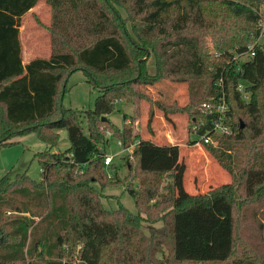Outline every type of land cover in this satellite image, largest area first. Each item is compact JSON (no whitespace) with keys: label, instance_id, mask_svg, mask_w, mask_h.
I'll return each instance as SVG.
<instances>
[{"label":"trees","instance_id":"trees-1","mask_svg":"<svg viewBox=\"0 0 264 264\" xmlns=\"http://www.w3.org/2000/svg\"><path fill=\"white\" fill-rule=\"evenodd\" d=\"M39 1L0 0V148L31 132L47 146L35 154L42 180L0 178V264H264V44L252 59L234 60L259 37L264 0H45L50 55L23 65L19 28ZM75 71L99 93L92 109L61 106ZM161 81L187 84L188 103L166 105L142 91ZM221 91L233 135L217 134L218 114L204 108ZM141 100L167 122L187 114L199 137L214 139L205 150L230 183L188 194L184 167H145L135 146L125 190L136 214L105 209L102 191L117 179L113 165L112 178L105 173L106 136L123 149L136 140L129 123L119 128L107 116L118 101ZM61 129L69 146L52 152ZM215 200L229 207L227 255L181 256L177 218Z\"/></svg>","mask_w":264,"mask_h":264},{"label":"rangeland","instance_id":"rangeland-1","mask_svg":"<svg viewBox=\"0 0 264 264\" xmlns=\"http://www.w3.org/2000/svg\"><path fill=\"white\" fill-rule=\"evenodd\" d=\"M264 14V7L260 9ZM122 16H125L121 10ZM49 23V7L45 0H40L33 15L21 20L19 31L24 42L31 31H36L40 39L38 55L46 57L44 25ZM48 39V37H47ZM257 42L264 44V34L259 36ZM50 49V48H49ZM211 56L215 50L211 48ZM44 53V54H43ZM148 74H154V60H146ZM153 101L166 105L175 103L184 106L189 101L188 86L185 83L161 81L151 88H142ZM98 91L87 81L82 71L73 72L65 84V92L61 97V106L65 109L88 110L92 109ZM107 118L119 128L129 123L136 140L127 149H123L118 141L107 135V143L103 153L112 157L105 167V173L111 176L113 165L117 179H111L112 184L106 186L101 200L107 210H115L120 206L132 214H136L133 198L125 190L126 178L129 174L132 150L139 146L142 154V165L145 167H164L177 171L184 167V188L188 194L203 195L216 187L230 183L229 173L220 166L205 150V143L191 128L187 114L169 115L167 122L163 112L154 104L141 100L138 104L130 105L124 101L115 104V110ZM126 118L127 123H124ZM130 121V122H129ZM235 122H233L234 124ZM232 125V120L230 119ZM83 131L86 124L83 122ZM58 141L52 152H62L69 146L67 133L64 129L58 130ZM234 134V131L231 135ZM14 144L0 148V178L5 174L14 177L16 174L26 172L35 181L42 180V171L35 154L44 151L47 146L39 140L34 132L15 136L11 139ZM216 147L217 142L211 138L208 143ZM94 187L99 189L98 185ZM191 216H179L176 220V241L178 253L185 258L224 257L229 250V207L223 200H215L201 208L192 209Z\"/></svg>","mask_w":264,"mask_h":264},{"label":"built area","instance_id":"built-area-1","mask_svg":"<svg viewBox=\"0 0 264 264\" xmlns=\"http://www.w3.org/2000/svg\"><path fill=\"white\" fill-rule=\"evenodd\" d=\"M258 25L260 27V35L259 36H261L264 34V14H262ZM254 46L261 48L263 45L259 44L256 40V42L254 43L253 46H248L245 51L236 54L234 56V60H237L239 62H244V61L252 59L255 55ZM219 86H221V85H219ZM237 90H238V92L241 93L243 100L247 101L248 95L244 92V88L242 87V85L238 84ZM204 108L206 110H214L218 114V118H217L216 122L214 123V131L217 134H219V135H231L233 133V129L230 125L231 117L229 116V113H228L229 107L224 100L222 91H221L220 97L218 98V100L214 104L207 103L204 105ZM201 139L205 144H208L209 142H211L210 136L204 135L201 137ZM118 144H120V143L118 142ZM111 159H112L111 156L110 157L105 156L104 165L108 166L109 163L111 162Z\"/></svg>","mask_w":264,"mask_h":264},{"label":"crops","instance_id":"crops-1","mask_svg":"<svg viewBox=\"0 0 264 264\" xmlns=\"http://www.w3.org/2000/svg\"><path fill=\"white\" fill-rule=\"evenodd\" d=\"M37 6L33 7L29 12H27L26 14H24L22 16V20H24V18L26 16L32 15L35 11ZM20 29V28H19ZM46 31V30H45ZM20 33L21 31H19V37H20ZM45 39H43L44 43H45V54L46 57L43 55L40 56L38 55V44L40 42V39H38L36 36H34L36 34V31L33 30V32L31 31V34L29 36H27L26 41H22L20 38V43H21V58H22V64H26L29 61L33 60L34 58H48L50 55V40H49V36L47 34V31L45 32ZM48 37V39H47ZM43 53V54H44ZM127 123V120L124 122Z\"/></svg>","mask_w":264,"mask_h":264},{"label":"water","instance_id":"water-1","mask_svg":"<svg viewBox=\"0 0 264 264\" xmlns=\"http://www.w3.org/2000/svg\"><path fill=\"white\" fill-rule=\"evenodd\" d=\"M101 119L104 121V120H106V117H102Z\"/></svg>","mask_w":264,"mask_h":264}]
</instances>
